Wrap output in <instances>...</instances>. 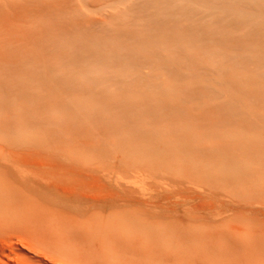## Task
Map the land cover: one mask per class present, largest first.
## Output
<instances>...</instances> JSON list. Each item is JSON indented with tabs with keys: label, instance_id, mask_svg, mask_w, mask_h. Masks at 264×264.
Here are the masks:
<instances>
[{
	"label": "rangeland",
	"instance_id": "rangeland-1",
	"mask_svg": "<svg viewBox=\"0 0 264 264\" xmlns=\"http://www.w3.org/2000/svg\"><path fill=\"white\" fill-rule=\"evenodd\" d=\"M98 1L0 0V264H264V158L231 147L264 140V0ZM60 11L143 27L77 58L35 45ZM144 141L176 164L181 141L194 168L217 143L235 151L211 164L255 175L209 180L151 152L141 166Z\"/></svg>",
	"mask_w": 264,
	"mask_h": 264
},
{
	"label": "bare ground",
	"instance_id": "bare-ground-1",
	"mask_svg": "<svg viewBox=\"0 0 264 264\" xmlns=\"http://www.w3.org/2000/svg\"><path fill=\"white\" fill-rule=\"evenodd\" d=\"M17 1V0H16ZM64 1V0H62ZM60 1V2H62ZM137 1V0H136ZM162 3L163 2H166V0H160ZM170 1V2H169ZM172 0H167V4H171ZM54 2V1H53ZM57 2H59V0H57ZM57 2L53 5L55 8V10L58 9V6H57ZM59 2V3H60ZM100 2V0L98 1ZM96 3V4H99V3ZM76 3V2H75ZM203 3H206V2H203ZM96 4L94 6H96ZM102 4V3H101ZM207 4V3H206ZM211 4V3H210ZM16 5V4H15ZM131 6H133L132 4H130ZM193 5V4H192ZM100 6V5H99ZM114 5L112 4V7ZM15 7V6H14ZM17 8V7H16ZM15 8V9H16ZM20 8V7H19ZM28 8V7H27ZM81 8V7H80ZM114 8V7H113ZM187 8H192L191 5H188ZM126 9V8H125ZM123 8H121V10H125ZM194 9V8H193ZM17 10V9H16ZM54 10V9H53ZM112 10V8L110 9ZM114 10V9H113ZM120 10V11H121ZM2 11V10H1ZM27 11H29L27 9ZM83 11V10H82ZM119 11V13H120ZM129 11V10H128ZM189 11H191L189 9ZM58 12V11H57ZM172 12V11H171ZM3 13V11L1 12ZM49 13V12H48ZM54 13V12H53ZM115 13V12H114ZM118 13V12H117ZM118 13V14H119ZM27 14V13H26ZM8 15V14H7ZM44 15V14H43ZM50 15V14H49ZM58 15L60 16H57L59 19H58V24L59 25H52L50 27H43L41 24L42 27H38L39 29H37V32H36V35L34 37L35 39V45H42L44 43H48V46L52 49V50H58L59 52H63L65 50H68L67 48L70 47L71 45L69 44H72V50L71 52L74 53V56H76L78 58L79 55H81V46L83 45V42L85 40H91V41H97V42H107L109 40H113L115 38V36L117 34H123L124 32H128L129 34H135V33H141L139 31L142 30L141 27H143V21H140V20H144L142 17H137L135 20H133L131 23L130 21H128L127 19H121V20H115L114 17L110 16V18H103V19H97V20H93V21H89L88 23L85 22V20H82V18H78L79 17V14L76 17V20H73V23H71L69 20H67V18H63L62 14H61V11L58 13ZM138 15V14H137ZM163 15V12H159L158 15H156L155 19L156 21L159 20V18ZM166 15V14H165ZM172 15V14H171ZM33 16V15H31ZM81 16V15H80ZM175 16V15H174ZM46 17V16H45ZM56 17V16H55ZM62 17V18H61ZM74 17V18H75ZM165 17V16H164ZM5 18V17H4ZM43 18V16H42ZM47 18V17H46ZM49 18V16H48ZM93 18V17H92ZM114 18V19H113ZM35 19V18H33ZM87 20V19H86ZM176 20V19H175ZM33 21V20H31ZM50 21V20H49ZM88 21V20H87ZM12 23V22H11ZM68 23V24H67ZM18 24V23H17ZM30 24V23H29ZM32 24V23H31ZM19 25V24H18ZM38 26V24H36ZM50 25V24H48ZM106 25V26H105ZM113 25L117 26V27H114ZM171 25V24H170ZM133 26H136V27H133ZM140 26V27H138ZM24 27V26H23ZM70 27V28H69ZM112 31H114V33H112ZM164 31V30H163ZM173 31V30H172ZM168 32V31H167ZM90 33V34H88ZM128 34V35H129ZM144 34V33H143ZM130 37L132 35H129ZM148 37V36H147ZM13 38V37H12ZM37 39H39L38 41H36ZM140 41V40H139ZM3 45V44H2ZM6 46V44H5ZM47 47V46H46ZM5 51V50H4ZM87 51V49H86ZM91 51V50H90ZM84 52V51H83ZM7 53V52H6ZM9 53H12V52H9ZM8 54V53H7ZM94 54V53H93ZM75 57V58H76ZM74 59V58H73ZM83 59V58H82ZM55 64V63H53ZM55 68V67H54ZM41 70V69H40ZM45 71V70H44ZM82 71H84L82 69ZM148 71V70H147ZM146 71V72H147ZM36 71L34 72H31L32 74L35 73ZM40 72V71H39ZM38 72V73H39ZM85 73H90V75L94 74L93 76H98V73L97 71H92L88 68L85 69L84 71ZM142 71L139 69L138 72H136V74H142L141 73ZM9 73V72H8ZM37 73V74H38ZM42 73V72H41ZM39 75V77L42 78L43 75ZM44 73V72H43ZM82 73V72H81ZM36 74V75H37ZM41 75V76H40ZM101 75V74H100ZM7 76V75H6ZM69 76V75H68ZM102 77L104 78H114V79H117V77H120L122 79H125V75L124 73H117V72H112V73H109V74H106V73H103V75H101ZM9 77V76H7ZM13 78V77H12ZM31 78V77H30ZM33 78H35V76H33ZM44 78V76H43ZM38 80V79H37ZM46 80V79H45ZM7 81V83H5L3 86H5V88L7 87V89L9 87H12L14 89V86L16 85L17 86V80L14 79L13 81H8L7 79L5 80ZM43 81V79H42ZM46 82V81H45ZM40 83V81H39ZM86 84V82H85ZM35 85V83H33V86ZM84 85V84H83ZM81 85V86H83ZM26 87V86H25ZM80 90V88H78ZM40 93V92H38ZM99 100V99H98ZM103 102V101H102ZM102 126V125H101ZM89 128V127H88ZM90 129V128H89ZM113 129V128H112ZM116 129V128H115ZM117 129H120V128H117ZM122 130V129H121ZM98 131V130H97ZM109 131V130H107ZM112 131V130H111ZM102 132H104V130H102ZM107 133V132H105ZM104 133V134H105ZM107 134H110V133H107ZM161 134V133H160ZM106 135V134H105ZM111 135V134H110ZM104 136V135H103ZM112 136V135H111ZM98 137V136H97ZM101 138V137H100ZM176 138V137H175ZM174 138V139H175ZM178 138V137H177ZM181 138V137H179ZM99 139V138H98ZM258 139V138H257ZM257 139H254L255 142H257ZM96 140V139H95ZM94 140V141H95ZM92 141V140H91ZM97 142V141H95ZM101 142H105V141H101ZM110 142V141H108ZM90 143V142H89ZM143 143V144H142ZM139 145H137V147H134L136 152H137V156H139L141 159L138 160L140 161V165L141 166H148L147 164V154L146 153H150V155H152V157L158 161V158H162V163L167 165V169L168 170H173V171H181L182 170V167L183 165H187L189 164V161L191 160V157L187 154V152L185 151V146H182L181 144V141H178L177 143L179 144V148L177 149L178 153H181V161L179 164H176V163H172L171 161V157H172V154H174V146L171 144V143H168V145L166 147H164V149L160 148V146H157L155 147L152 143L153 141L151 142H142ZM87 143L84 145L86 146ZM105 145V144H104ZM235 146H231V147H240L241 150L243 151H248L247 153L250 155V156H255L256 154H259L261 155L262 158H264V140L263 141H259L258 143H247V144H243V143H238V142H234ZM92 146H93V143H92ZM91 146V147H92ZM261 148H259V147ZM245 147V148H244ZM158 148V150H156ZM97 152L98 151H102L101 148H97L95 149ZM204 150H206V153L209 152V155H207L205 153V156L203 155V157L201 158L200 163L198 164L199 166H196V168H194L193 166H190V165H187V167L190 168L191 171L195 172V173H198V174H202L205 176L206 179H209V180H212L214 178H219L221 181L225 179L226 182L230 183L233 181H245L247 179L246 182H249V185H250V178L252 176L255 175V170L253 169V167H251V161L249 160L248 163H244L242 164L244 168H246V172H244V168L241 169V167H239L238 165L237 166H233V165H229L230 169H220L218 168L217 164H211V162H209L207 160V158L210 156V154L212 153V151L216 152V151H222V150H228L230 152H233L235 151V149H228L227 147H222V146H219L216 144H213L211 146H207L206 148H204ZM203 150V151H204ZM211 151V153H210ZM205 152V151H204ZM204 152H202L204 154ZM238 152V151H237ZM201 153V155H202ZM220 154V153H219ZM136 156V155H135ZM135 156H123L122 158H125L124 160H126V163L127 164H131L134 160L133 159H136ZM150 158V157H149ZM261 158V159H262ZM139 159V158H138ZM239 160V159H238ZM130 161V162H128ZM150 162V161H149ZM233 162V161H232ZM239 162V161H238ZM242 162V161H241ZM244 162V161H243ZM241 164V163H240ZM241 166V165H240ZM184 168V167H183ZM207 168V169H206ZM228 168V167H227ZM217 172L219 174H217ZM140 173V171H139ZM193 174V173H192ZM217 174V175H216ZM224 175V176H223ZM251 175V176H250ZM123 179H125V181L130 185L131 183V177L133 176H125V175H121ZM250 176V177H249ZM246 177H249V178H246ZM121 178V179H122ZM252 180H254L252 178ZM143 182V181H142ZM134 183V181H133ZM132 183V184H133ZM248 185V186H249ZM211 186V185H209ZM132 188V187H131ZM210 188V187H208ZM132 190V189H131ZM257 196V195H256ZM254 196V197H256ZM253 197V198H254ZM259 199V195H258V198L256 197V200ZM254 199V202L256 201ZM144 208V207H143ZM201 208V206H200ZM146 210V209H145ZM147 211V210H146Z\"/></svg>",
	"mask_w": 264,
	"mask_h": 264
}]
</instances>
